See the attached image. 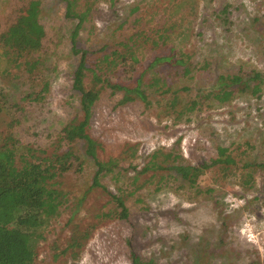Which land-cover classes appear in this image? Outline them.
Masks as SVG:
<instances>
[{
  "label": "rangeland",
  "instance_id": "374dc122",
  "mask_svg": "<svg viewBox=\"0 0 264 264\" xmlns=\"http://www.w3.org/2000/svg\"><path fill=\"white\" fill-rule=\"evenodd\" d=\"M33 1L45 32L34 55L41 65L27 74L17 66L23 59L14 62L12 52L4 56L0 42V137L11 135L21 150L51 154L57 148L60 154L67 148L62 130L79 115L80 96L72 89L78 57L71 51L77 22L65 17L61 0H0V35ZM88 17L76 40L91 53L88 65L101 48L109 51L140 33L150 39L136 54L143 72L166 55L151 42L161 35L167 47L190 57L191 74L177 77L173 67L160 64L153 74L146 70L144 82L157 71L184 104H199L179 116L174 112L182 106L171 108L170 93L144 86L149 106L138 100L122 104V93L102 86L87 133L99 145V161H118L101 184L124 198L129 216L111 218L116 205L109 194L90 189L96 168L77 142L82 170L58 179L66 201L37 245L36 264H131L132 254L145 264H264V86L258 97L248 90L223 104L208 99L222 76L264 78V0H97ZM128 72L117 70L111 81L131 86ZM85 86L92 87L89 77ZM37 95L42 100H34ZM133 145L135 156L127 149ZM219 148L236 162L229 169L213 164ZM155 151H172L183 164L207 168L194 187L161 171L139 177L134 188V173Z\"/></svg>",
  "mask_w": 264,
  "mask_h": 264
},
{
  "label": "trees",
  "instance_id": "16d2710c",
  "mask_svg": "<svg viewBox=\"0 0 264 264\" xmlns=\"http://www.w3.org/2000/svg\"><path fill=\"white\" fill-rule=\"evenodd\" d=\"M61 2L65 5V17L77 22L71 34V51L78 57V64L72 78V89L80 96L79 115L62 130L60 142L66 144L67 148L60 154L57 148L51 154L29 146L21 150L16 147V142L11 135L0 137V264H36L37 245L43 238L46 227L51 220L58 217L60 208L66 201L67 195L59 189L58 179L76 168L79 172L82 170V163L75 152L74 145L77 142L84 143V155L94 162L96 168L90 189H100L109 194L112 203L116 205V210L110 215L111 218L118 220L128 218L129 213L124 198L110 194L101 184L103 176L115 173L118 161L116 159L99 161L96 153L99 145L87 133L92 107L99 98L102 86L114 93H122V104L138 100L145 106H149L150 101L144 86L155 88L162 95L170 93L171 108L182 106L181 111L174 112L179 116L193 112L199 104L196 100L184 104L178 97V90H173L172 86L168 87L157 71L154 72L151 82H144L146 70H152L153 74V69L160 64L164 67H173L174 75L177 77L186 78L191 74L190 57L174 47H167L161 35L157 37L160 45L156 40L151 42L154 48L164 49L166 55L155 57L143 72L138 71L141 61L136 54L150 39L140 33L116 42L109 51L104 47L101 48L94 63L88 65L87 58L91 53L78 48L76 40L83 25L89 20L88 16L97 0H61ZM38 10L39 3L31 2L27 9L20 13L15 23L0 35L4 56L12 52L10 55L14 62L23 59V62L18 63L17 66H23L29 75H33L37 67L41 65V60L35 59L34 55L41 51L42 40L45 37L44 29L37 18ZM120 69H129L128 78L132 79L133 83L131 86L111 81V77ZM87 77L91 79V88L85 86ZM263 86L264 78L260 73H255L253 77L249 76L247 82L240 75L222 76L217 80L214 91L208 94V99L223 104L228 102L235 93L242 94L248 90L252 96L258 97ZM47 87L46 84L41 92H45ZM40 96L37 95L34 100H42ZM3 100L4 93L0 88V104ZM127 149L133 151V156L137 154V145L127 146ZM217 156V159L213 161L214 165L218 164L229 169V166L236 163L228 149L219 148ZM206 168V165L183 164L181 157L172 151L167 153L155 151L149 155L144 167L134 173L135 177L131 185L138 189L139 177L171 171L185 184L194 187ZM261 169L264 170V166H261ZM246 182L250 184L252 179H247ZM73 246H77L76 241ZM131 264L145 263L137 255L132 254Z\"/></svg>",
  "mask_w": 264,
  "mask_h": 264
}]
</instances>
